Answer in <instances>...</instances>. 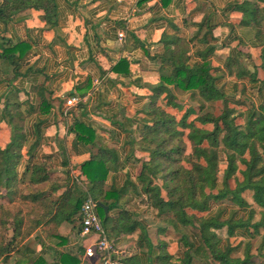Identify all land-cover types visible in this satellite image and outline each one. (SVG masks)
I'll list each match as a JSON object with an SVG mask.
<instances>
[{"label":"trees","instance_id":"1","mask_svg":"<svg viewBox=\"0 0 264 264\" xmlns=\"http://www.w3.org/2000/svg\"><path fill=\"white\" fill-rule=\"evenodd\" d=\"M161 2L168 5L171 0ZM27 10L43 11L46 27L55 26V0H0V21L6 24ZM227 11L239 13L241 17L215 22L210 16H204L201 22L192 24L198 30L188 40L162 35L164 49L153 56L160 63L161 82L154 88L148 104L149 120L142 125L137 143L143 154L130 158L134 163L141 162L136 183L128 181L120 189L106 185L111 165L118 163L117 156L109 149H101L100 154L92 155L81 165L86 190L69 175L52 176L47 163L31 151L23 173L19 174L26 141L23 121L28 112H23L20 104L4 108L0 131L1 123H7L11 137L5 145L0 144V200L3 198L0 201V262L6 263L17 244L38 229H43L47 237H59L57 232L64 222H79L80 232L82 203L92 197L101 204L97 212L109 239L120 245L123 237L137 232L133 246L149 258L147 264H264V105L256 108L243 90L239 97L228 94L219 86V67L212 61L216 49L212 44L215 28L263 26L264 0L230 3L225 7ZM256 37L264 43V31H256ZM0 45V58L9 61L16 70L19 64L15 52L22 44L11 45L9 40H2ZM124 64V60L119 62L112 71L120 70ZM258 68L264 70V47L260 67L254 66L249 73L252 86L259 84ZM261 83L260 91L264 89V79ZM170 86L179 95L193 91L202 105L185 107ZM161 101L167 107L179 109L180 116L169 111ZM50 110L51 105L41 90L35 112L45 115ZM40 123L36 125L37 136ZM72 130L76 137L93 142L94 130L80 120H75ZM20 180H25L33 192L20 196L23 204L18 206L14 204V197ZM43 183L50 184L51 190L35 188ZM59 190L62 192L56 194ZM129 190L147 196L158 223L154 236L139 221L136 212L119 206ZM252 204L259 209L260 219L256 222L253 221L258 213ZM214 205H217L215 211ZM223 228L229 237L240 228L248 235H260L261 242L255 249L252 241L245 243L243 258L234 256L239 246L234 247L228 239L220 237L218 231ZM173 240L174 251L171 250ZM94 258L99 261L98 256ZM80 262L68 252L61 254L55 264ZM28 264H43V261L29 260ZM119 264H143V261L139 254L133 253Z\"/></svg>","mask_w":264,"mask_h":264},{"label":"crops","instance_id":"2","mask_svg":"<svg viewBox=\"0 0 264 264\" xmlns=\"http://www.w3.org/2000/svg\"><path fill=\"white\" fill-rule=\"evenodd\" d=\"M242 1L171 0L168 5H163L161 0H55L54 27H46L44 13L40 10L20 12L6 24L0 21V43L9 40L11 45L22 44L15 52L19 64L16 70L9 61L0 58V117L7 105L20 104L23 112H28L23 121L26 141L19 174L23 173L28 151H31L47 163L52 176L64 178L69 175L86 190L81 165L92 155L100 154L101 149H109L117 156L118 163L111 165L106 185L120 189L128 181L136 183L141 162L134 163L130 158L143 154L137 143L142 125L149 120L148 104L154 88L161 82L160 63L153 56L164 49L162 35L188 40L198 30L192 24L201 22L204 16H210L215 22L227 17L238 19L239 13L225 12V7ZM251 1L260 3V0ZM258 30L264 31V24L257 28L220 25L214 30L215 41L212 42L216 46L212 61L219 67V86L236 97L243 90L256 108L264 105V89H259L264 70H257L259 84L252 86L249 83V73L262 63L264 43L256 37ZM120 33L124 36L120 37ZM123 60L126 64L120 66V70L112 71V67ZM128 70L129 74H126ZM242 72L247 74L241 77ZM170 88L185 107L202 105L193 91L179 95L174 86ZM41 90L51 105L50 112L45 115L35 112ZM72 96H78L80 102L65 114L66 100ZM165 107L176 116L182 113L177 108ZM76 119L94 130L93 142L76 137L72 130ZM37 123L41 124L39 136ZM1 128L0 144L5 145L10 141L11 133L5 122L1 123ZM35 188L51 190L48 183ZM32 192L33 188L27 187L24 194ZM119 206L139 214V221L150 234H156L158 223L151 220L155 216L145 194L136 195L129 190ZM212 207L214 211L217 209V205ZM254 208L258 213L253 221L256 222L260 215L259 209ZM78 223L64 222L57 232L59 237H47L43 229L36 230L17 244L6 263L0 264H28L29 260L55 264L61 254L68 252L77 256L80 264H99L94 257L85 255L87 244L79 239ZM218 234L223 240L228 239L232 246H239L234 256L241 258L245 243L252 241L255 249L261 242L260 235H248L240 228L230 237L225 228ZM137 235V232L126 235L120 246L126 243L134 247L133 240ZM135 253L141 256L143 264L148 263L149 258L139 249ZM156 253L154 250L153 254Z\"/></svg>","mask_w":264,"mask_h":264},{"label":"built area","instance_id":"3","mask_svg":"<svg viewBox=\"0 0 264 264\" xmlns=\"http://www.w3.org/2000/svg\"><path fill=\"white\" fill-rule=\"evenodd\" d=\"M120 37L124 34L120 33ZM80 102L78 96H72L66 100L64 113L69 108ZM98 203L92 197H88L81 206V230L79 239L89 238L90 242L85 245L87 257L98 256L99 264H119L120 260L127 256L123 246L115 244L109 239L102 221L97 212Z\"/></svg>","mask_w":264,"mask_h":264},{"label":"rangeland","instance_id":"4","mask_svg":"<svg viewBox=\"0 0 264 264\" xmlns=\"http://www.w3.org/2000/svg\"><path fill=\"white\" fill-rule=\"evenodd\" d=\"M27 189V184H26V181L25 180H20L17 184V187H16V196L14 197V204H17L18 206L19 205H22L23 202L22 200L20 199V196H22L25 192V190ZM1 192V191H0ZM1 200H3V198H1ZM0 200V201H1ZM138 217H140V215L138 214ZM152 216L150 215L149 218H151ZM152 221H155L154 218H151ZM82 240V243H86L88 244L90 242V239L89 238H84V239H81ZM124 248H125V251H126V254L127 255H130V254H133L136 252V249L135 247H132V245H128L126 243H122L121 244ZM175 241L173 240V243L171 244V250L174 251L175 250Z\"/></svg>","mask_w":264,"mask_h":264},{"label":"water","instance_id":"5","mask_svg":"<svg viewBox=\"0 0 264 264\" xmlns=\"http://www.w3.org/2000/svg\"><path fill=\"white\" fill-rule=\"evenodd\" d=\"M98 205H101V204H98ZM106 211H107V208H106Z\"/></svg>","mask_w":264,"mask_h":264}]
</instances>
